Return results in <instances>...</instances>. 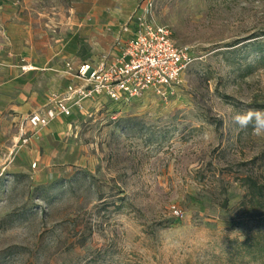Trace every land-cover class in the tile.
<instances>
[{"label":"rangeland","instance_id":"374dc122","mask_svg":"<svg viewBox=\"0 0 264 264\" xmlns=\"http://www.w3.org/2000/svg\"><path fill=\"white\" fill-rule=\"evenodd\" d=\"M115 11L167 27L191 62L163 95L86 104L25 145L23 120L0 125V264H257L234 241L264 233L246 186L264 185V137L231 117L264 109V0H0V47L27 35L54 66L34 78L66 85L112 47ZM73 35L78 59L52 58Z\"/></svg>","mask_w":264,"mask_h":264},{"label":"built area","instance_id":"2783aa9c","mask_svg":"<svg viewBox=\"0 0 264 264\" xmlns=\"http://www.w3.org/2000/svg\"><path fill=\"white\" fill-rule=\"evenodd\" d=\"M130 24L131 36L123 42L115 40L117 54L102 55L73 68L67 65L71 83L62 92L50 94L43 108L27 115L21 125V145L54 120L74 112L82 114L87 101L124 105L148 90L163 95L178 82L191 62L187 48L176 45L171 31L149 22L145 14L129 19L121 31L127 33Z\"/></svg>","mask_w":264,"mask_h":264},{"label":"crops","instance_id":"0c3cea01","mask_svg":"<svg viewBox=\"0 0 264 264\" xmlns=\"http://www.w3.org/2000/svg\"><path fill=\"white\" fill-rule=\"evenodd\" d=\"M91 11L94 13L100 12L96 3L84 13L85 15H88ZM123 14L124 15H121L118 11L113 12V15L117 16L119 21L128 20L129 18H127V15H125V13ZM123 23L124 24L119 28L120 31L126 24L125 22ZM82 24L83 23L81 22V25ZM110 27L116 29L117 24L110 25ZM119 30H115L117 33L113 35L111 41L112 47H110V50H108L107 46L104 47L103 50L107 52L104 55L117 54V49L114 46L115 40L119 39L122 42L127 40L133 33V25H129V31L127 33H123L122 31L120 33ZM90 31L91 29L89 28L82 34L84 35ZM26 36L27 35L23 34L11 36L10 40L6 43L8 51L2 50L0 47V125L18 119L24 121L25 116L31 113H28L29 110L43 107L47 103L50 94L54 92H62L65 87L71 83V78H69V82H67L66 85L61 84L62 78H59L57 79V84H53V87V85L49 86V83L38 82V79L34 78V76L39 74H49V70L54 69V66L49 64L51 58H49L50 56L47 52L37 54L34 51L35 47L32 44H29V41H25L22 45H20V42H17ZM73 37L75 38V35L69 37L65 42L60 40L62 43L58 46V50L55 55H52V58L57 57L58 59L60 56L62 59L72 57L73 60H77L78 56L76 50L79 48V45L74 47L69 43ZM88 44L91 48L95 49V47H92L94 43L91 42L90 38ZM13 58L19 59L23 63L21 64V67L27 65L28 67L26 71L18 73V71H16V66L12 65ZM94 60L96 59L93 57L80 60L75 63V66L85 61L88 62ZM55 67L64 71L63 67L61 68L58 65ZM91 103L93 102L87 101L85 102V106L86 104ZM23 114L26 115L23 116Z\"/></svg>","mask_w":264,"mask_h":264},{"label":"trees","instance_id":"16d2710c","mask_svg":"<svg viewBox=\"0 0 264 264\" xmlns=\"http://www.w3.org/2000/svg\"><path fill=\"white\" fill-rule=\"evenodd\" d=\"M249 201L253 209L264 208V185H259L255 180H246ZM237 245L236 254L247 257L251 262L264 264V233H253L243 241H234Z\"/></svg>","mask_w":264,"mask_h":264},{"label":"clouds","instance_id":"9594fccd","mask_svg":"<svg viewBox=\"0 0 264 264\" xmlns=\"http://www.w3.org/2000/svg\"><path fill=\"white\" fill-rule=\"evenodd\" d=\"M231 119L238 129L251 128L254 137H264V109L235 111Z\"/></svg>","mask_w":264,"mask_h":264}]
</instances>
